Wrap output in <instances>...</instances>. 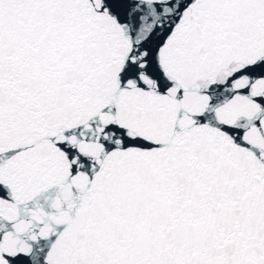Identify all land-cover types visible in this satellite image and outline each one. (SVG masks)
<instances>
[{
    "label": "water",
    "instance_id": "water-1",
    "mask_svg": "<svg viewBox=\"0 0 264 264\" xmlns=\"http://www.w3.org/2000/svg\"><path fill=\"white\" fill-rule=\"evenodd\" d=\"M0 264H264V0H0Z\"/></svg>",
    "mask_w": 264,
    "mask_h": 264
}]
</instances>
